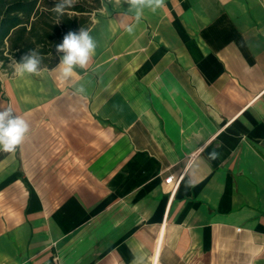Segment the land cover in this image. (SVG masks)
<instances>
[{
  "label": "crops",
  "instance_id": "obj_1",
  "mask_svg": "<svg viewBox=\"0 0 264 264\" xmlns=\"http://www.w3.org/2000/svg\"><path fill=\"white\" fill-rule=\"evenodd\" d=\"M118 1L71 82L0 75V264H264V0Z\"/></svg>",
  "mask_w": 264,
  "mask_h": 264
},
{
  "label": "trees",
  "instance_id": "obj_2",
  "mask_svg": "<svg viewBox=\"0 0 264 264\" xmlns=\"http://www.w3.org/2000/svg\"><path fill=\"white\" fill-rule=\"evenodd\" d=\"M104 0H74L71 8L58 17L53 12L56 0H0V64L9 68L29 49L41 53L44 66L59 61L56 45L70 30H87L92 16L103 7ZM12 72V68H10Z\"/></svg>",
  "mask_w": 264,
  "mask_h": 264
},
{
  "label": "clouds",
  "instance_id": "obj_3",
  "mask_svg": "<svg viewBox=\"0 0 264 264\" xmlns=\"http://www.w3.org/2000/svg\"><path fill=\"white\" fill-rule=\"evenodd\" d=\"M129 5L128 10L135 13L136 22L139 23L144 10L150 9L156 12L163 8L165 0H125ZM74 0H56L53 6V12L61 17L65 10L71 8ZM135 30V25H130L126 28L129 34ZM97 43L90 35L89 31L81 27L79 30H70L62 38V41L56 45V52L59 55V64L55 68L59 72V78L65 82H71L75 69H84L87 67L91 58L95 55ZM16 65V75L24 77L26 74L39 75L40 65L42 63L41 53L36 49H29L23 54L17 62L13 59ZM76 93H84L85 89L81 85L75 89ZM29 132L28 122L15 114L12 108L0 109V151L14 152L25 139ZM218 153L212 152L209 154L210 159H215ZM136 264V261H133Z\"/></svg>",
  "mask_w": 264,
  "mask_h": 264
},
{
  "label": "rangeland",
  "instance_id": "obj_4",
  "mask_svg": "<svg viewBox=\"0 0 264 264\" xmlns=\"http://www.w3.org/2000/svg\"><path fill=\"white\" fill-rule=\"evenodd\" d=\"M116 2H119V1L118 0H104L103 3H102L103 4V9H105V7L107 8L108 6H110V8L113 9V5H115ZM14 66H16V65L14 63H12L11 65H9V68L5 69V68H2L1 67V64H0V75L2 73H8V74H10V72H11L10 68H12V70H13V67Z\"/></svg>",
  "mask_w": 264,
  "mask_h": 264
},
{
  "label": "built area",
  "instance_id": "obj_5",
  "mask_svg": "<svg viewBox=\"0 0 264 264\" xmlns=\"http://www.w3.org/2000/svg\"><path fill=\"white\" fill-rule=\"evenodd\" d=\"M181 179H182L181 176H179V178L177 180L175 179V177L173 175H170L169 177H167V179H166L167 184H174V182H175V185L172 189L173 194H174L175 190L177 189ZM51 264H61V262H60V260H58V257L56 256L53 258V262Z\"/></svg>",
  "mask_w": 264,
  "mask_h": 264
}]
</instances>
